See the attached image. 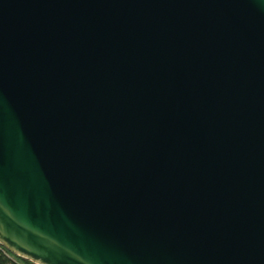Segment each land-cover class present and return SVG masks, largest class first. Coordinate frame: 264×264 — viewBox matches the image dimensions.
Masks as SVG:
<instances>
[{
	"label": "water",
	"instance_id": "obj_1",
	"mask_svg": "<svg viewBox=\"0 0 264 264\" xmlns=\"http://www.w3.org/2000/svg\"><path fill=\"white\" fill-rule=\"evenodd\" d=\"M0 245L264 264V0H0Z\"/></svg>",
	"mask_w": 264,
	"mask_h": 264
},
{
	"label": "trees",
	"instance_id": "obj_2",
	"mask_svg": "<svg viewBox=\"0 0 264 264\" xmlns=\"http://www.w3.org/2000/svg\"><path fill=\"white\" fill-rule=\"evenodd\" d=\"M0 264H33L28 260L13 256L4 248L0 249Z\"/></svg>",
	"mask_w": 264,
	"mask_h": 264
},
{
	"label": "built area",
	"instance_id": "obj_3",
	"mask_svg": "<svg viewBox=\"0 0 264 264\" xmlns=\"http://www.w3.org/2000/svg\"><path fill=\"white\" fill-rule=\"evenodd\" d=\"M2 248V246L0 245V249Z\"/></svg>",
	"mask_w": 264,
	"mask_h": 264
}]
</instances>
